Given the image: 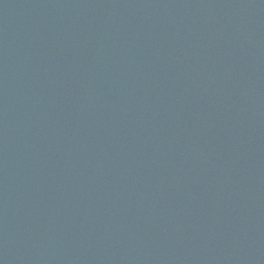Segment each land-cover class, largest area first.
Listing matches in <instances>:
<instances>
[{
  "label": "water",
  "instance_id": "95a60500",
  "mask_svg": "<svg viewBox=\"0 0 264 264\" xmlns=\"http://www.w3.org/2000/svg\"><path fill=\"white\" fill-rule=\"evenodd\" d=\"M0 264H264V0H0Z\"/></svg>",
  "mask_w": 264,
  "mask_h": 264
}]
</instances>
